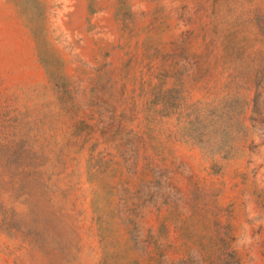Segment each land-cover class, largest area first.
I'll return each instance as SVG.
<instances>
[{
	"label": "rangeland",
	"instance_id": "rangeland-1",
	"mask_svg": "<svg viewBox=\"0 0 264 264\" xmlns=\"http://www.w3.org/2000/svg\"><path fill=\"white\" fill-rule=\"evenodd\" d=\"M0 264H264V0H0Z\"/></svg>",
	"mask_w": 264,
	"mask_h": 264
}]
</instances>
